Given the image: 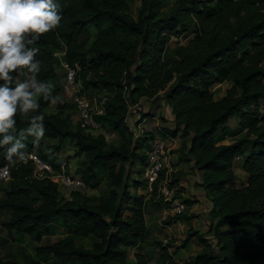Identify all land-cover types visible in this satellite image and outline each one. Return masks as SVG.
<instances>
[{"label":"trees","instance_id":"1","mask_svg":"<svg viewBox=\"0 0 264 264\" xmlns=\"http://www.w3.org/2000/svg\"><path fill=\"white\" fill-rule=\"evenodd\" d=\"M135 1L139 5L131 14L129 7ZM57 2L63 17L59 26L30 45L40 50L35 57L41 62L37 78L51 81L55 85L52 96L60 95L65 79L64 73L58 75L59 58L54 53L63 51L60 58L76 69L75 83L82 93L88 89L108 92L102 113L94 119L100 127L115 132L118 140L108 143L103 134L93 135L79 122L73 124L65 113L70 105L63 100L54 112H47L51 101L38 98L37 114L44 116V137L55 140L53 151H59L66 141L75 145V174L86 187L98 188L99 171L104 169L110 188L95 200L78 190L64 197L49 179L33 177L29 163H20L17 157L10 163L5 148L0 147V165L11 164L10 179L0 193V207L9 212L2 222L7 236L0 237V247L17 232L37 243L38 260L29 264L49 259L58 264H129L128 248L140 246L149 234L146 199L137 190L146 186V180L140 171L131 170L135 159L144 173L155 135L181 134L187 140L180 144L178 157L191 161L192 169L200 172L213 218L206 233L188 229L182 246L195 237L201 249L184 264H264V0ZM172 35L187 41L169 49ZM28 76L27 70L19 71L20 79ZM224 81L231 86L223 96L214 98L211 86ZM140 98H163L174 128L136 134L126 119L129 107L136 106ZM140 113L139 122L151 116ZM232 117L234 129L242 135L231 143H221L232 129L228 125ZM15 119L17 133L28 127L22 115ZM22 142L26 148L21 152H36L55 166L34 137L22 138ZM239 159L246 174L242 186L236 185L233 171ZM187 174L172 173L169 186ZM156 187L157 183L150 199L164 203L156 198ZM183 188L178 187L175 196ZM183 203L192 200L186 198ZM184 212L175 218L193 217ZM54 219L68 227L69 234L41 244L42 231ZM89 236L94 239L89 247L74 239ZM155 245L159 250L155 263L137 252L131 264H178L168 252L170 244L155 241ZM0 264L19 263L0 257Z\"/></svg>","mask_w":264,"mask_h":264},{"label":"clouds","instance_id":"2","mask_svg":"<svg viewBox=\"0 0 264 264\" xmlns=\"http://www.w3.org/2000/svg\"><path fill=\"white\" fill-rule=\"evenodd\" d=\"M63 19L57 0H0V147L5 148L6 158L15 163L35 159L22 138L32 136L39 141L44 136L43 114L38 98L52 103L55 85L37 78L41 62L35 59L38 47L34 45L41 35L54 30ZM27 70L29 76L19 78V71ZM20 114L28 127L17 133L15 117Z\"/></svg>","mask_w":264,"mask_h":264},{"label":"rangeland","instance_id":"3","mask_svg":"<svg viewBox=\"0 0 264 264\" xmlns=\"http://www.w3.org/2000/svg\"><path fill=\"white\" fill-rule=\"evenodd\" d=\"M139 2L135 1L133 3L130 4L129 7V11L131 14H135L137 8H138ZM189 38L192 37V34H190L188 36ZM187 41V38H176L175 35H172L171 37V41L169 44V49H171L174 45L176 44H185ZM57 72L58 75H61V73H64V69L62 67H58L57 68ZM231 86V82L230 81H224L220 84H214L211 86V90H213L214 93V98H220L221 96L224 95L225 90ZM67 87V86H66ZM67 90V88H66ZM82 89L79 85V83H74L73 86H69L68 87V92L67 93H63L61 98L59 97L58 101H60V99H62L63 101L67 102L70 105V108H67L65 110V113H67L70 117V120L72 121L73 124L77 123L79 121V117H78V113L76 111V109L74 108V97L75 94L78 93H82L81 92ZM87 96H89L95 103L96 107H99L102 104V101L104 99L105 96H107L108 92L106 90H102V89H88L86 90L85 93ZM162 93H160L161 95ZM148 99L144 98L141 99V101L138 104V108L140 109L138 112H143L145 109H148L149 104H148ZM152 106H156L159 107L158 109H160L161 113L166 117V115H169V111L170 109L168 108V105L166 104L165 100L163 98H159L155 101L152 102ZM56 102L55 103H51V105L47 108V112H54L56 110L55 108ZM133 107L132 109H130V113L128 114L127 117V122L129 124V126L131 127V129H133V131L138 134L140 133L142 128L136 127L135 124L137 122H134V119H136V113L134 111ZM161 117L159 116L160 120L163 121L164 125L166 124V118L165 117ZM235 117H232L229 122V129H230V133L221 141V143H231L233 142L237 137L241 136L242 133L239 132L237 129H234L235 127V123H234ZM139 122V121H138ZM146 124L142 123L143 125H145V127L147 128H151L153 130H155V120L152 119H147L146 120ZM141 124V125H142ZM140 129V130H139ZM144 129V128H143ZM86 132L91 133L93 135H98V134H103L105 136V139L108 143H112L115 144L118 140V136L115 132L109 131L106 128L100 127L99 129H91V130H86ZM155 134V133H154ZM155 137H160V135H155ZM169 137V136H166ZM39 142L42 144V153L44 155H46L47 159L49 161H52L53 163H57L58 161L61 160H65L66 161V165H67V172L70 174H75V168L77 165V160H78V156L75 153V145L70 142V141H66L64 143V145H62L59 149V151H53L52 149V144L55 143V140L53 139H48L45 138L43 136V138H41L39 140ZM171 147V144H168V148ZM36 149V145L35 148ZM174 151V150H171ZM168 152V154H170V152ZM169 156V155H167ZM167 163H169V157L166 158ZM240 160H236L235 163V168H234V173L236 176V185L238 186H242L245 184V180H246V174L243 172V169L241 168V164L239 162ZM166 163V162H165ZM173 163V162H170ZM132 171L136 172L137 170L141 172L142 174V179L144 178V174H143V165L139 164V159H135V164L131 169ZM134 172L132 173L133 178H136V173L134 174ZM99 176H100V182H99V186L96 189H92V188H87L86 190L82 191L81 193H83L84 195L92 198V199H96L99 195H103L105 194L108 189L110 188V180L105 172V170H101L99 171ZM145 180V178H144ZM178 181V180H177ZM196 182H194L193 186H196ZM174 189V192H176V186L172 187ZM194 188L192 186H190L188 188V192L192 191ZM138 191H140L142 194H144L145 196V213H146V217H147V222H148V239L146 241V244H144L143 248L145 250V256L149 259V261L155 263L157 261L158 258V252L159 250L156 248L155 245V241H160L163 244H170L169 245V250L172 254H174L175 258L177 259V263L178 264H184V263H188L192 260L193 255L195 254V251L192 248V245L189 246L188 249H185L186 253H187V257H185V255L183 254V256H181V254L179 253L181 248H185L182 246V242L185 238H181L178 237L180 234H178V231L175 232L176 237H171L170 239H168V235H164L162 234L160 231H155L152 227L153 221L149 215H148V210L150 208H153V204H155L153 202V199H150L149 196V191L147 190V187H141L137 189ZM60 193L64 196V197H69L71 190L65 189V188H59ZM194 191H197V188L194 189ZM182 193H178V197L181 200H185L186 198H183V195H181ZM186 195H188V193H185ZM190 197H196L195 195H190ZM157 198V197H156ZM1 199V197H0ZM162 199V198H161ZM157 202V200H155ZM197 200H192V202H195ZM186 203V202H185ZM167 204V203H166ZM166 209L169 211V207H166ZM186 210V209H185ZM162 213V212H161ZM9 218V212L0 207V237H6L7 234L4 230V228L2 227V222L6 221ZM158 220H156V225H158ZM159 226V225H158ZM158 230V229H157ZM70 232L68 227H63L60 220L59 219H54L52 222H50L46 228L42 231V241L41 244H50L52 242H55L57 240H60L61 238H63L64 236L68 235ZM173 235V234H172ZM186 237V236H185ZM76 244L79 245H83L85 247H89L90 244L93 242V237L89 236L86 238H82V237H74ZM37 246V243L30 240L29 237L27 235L24 234H20L17 232H13L12 237L10 238L9 242L3 246L0 247V257L2 259L5 260H12L15 261L19 264H29L31 261L33 260H38L35 256V248ZM132 253H130L131 256ZM193 254V255H192ZM191 255V256H190ZM41 264H58L56 261L49 259L46 260L44 262H41Z\"/></svg>","mask_w":264,"mask_h":264},{"label":"crops","instance_id":"4","mask_svg":"<svg viewBox=\"0 0 264 264\" xmlns=\"http://www.w3.org/2000/svg\"><path fill=\"white\" fill-rule=\"evenodd\" d=\"M69 86H73V85H69L65 82L64 88H63L62 92L60 93V95L58 96V98L59 97L61 98V95L63 93L68 92ZM66 88H67V90H66ZM62 96H64V95H62ZM141 99H144V98H140L138 101V104L141 101ZM146 99H148L147 101H148L149 107H148V109H145L143 112H149L151 116L148 118H144L141 122H138L142 119L140 116L141 113L138 112V110H140V109L138 108V104L136 106H133V107H136V108H134V111L136 113V117H135L136 119H134V122H137L135 124V126L142 128L141 130L153 131L154 133H156L162 127H166L168 129H173L175 124L173 121V116L171 114V111H169V115H166V117H165L161 113L160 109H158L159 107L152 106V104H153L152 98H146ZM59 102H62V99H60V101L57 100L56 104ZM51 103H50V105H51ZM55 107H56V105H55ZM159 116H161V117L164 116L166 118V121H164V122H166L165 125H164L163 121L160 120ZM147 119L155 120V123L153 125L156 127L155 130H153L151 128H147V127H145V125H143L144 123L145 124L147 123L146 122ZM164 139L166 141H168L169 144H171V147L168 148V152L171 150H174V151H171L170 154H168V152H167V155H169V156H167V157H169V163H167V161L165 163V168L170 173V179H171L172 173H178V172L185 173V172H187L188 173L187 175L177 178L178 181H177V184H175V186H176V188H178L180 186L184 187L182 192H181L182 193L181 195H183V198H189L190 200L195 199L197 201L186 205V210H185L184 214H186V215L191 214V215H193V217L190 219L184 220V219L175 218V215H173L171 212H169L166 209V207H168V205L166 203H157V202H155V200H153V202L155 203V204H153V208H150L147 211L149 217L152 220H154L152 227L155 231H160L162 234L168 235V237H167L168 239H170L172 236L176 237L175 232H177V231H178V234H180L178 237L185 238L188 229L197 230L200 233H206L210 228V225L213 221V218H212V215L210 213V209H211L210 201L205 196L204 190L200 184L201 183L200 172H198L195 169H192V162L191 161L190 162H184L183 160H180L178 157V155H179L178 148L180 147V144L184 140H187V137L182 136L181 134H178L175 137L164 136ZM170 162H173V163H170ZM235 162L233 164V170L235 168V164H237ZM239 162L241 164V160ZM241 168H242V164H241ZM243 172H244V170H243ZM194 182L197 183L196 186H193ZM190 186H192L194 189L197 188V191H194V189H193L192 191L188 192V188ZM138 193H141V192L138 191ZM185 193H188V195H186ZM190 195H192V196L195 195L196 197H190ZM156 220H158L157 222H158L159 226L156 225V223H155ZM145 221H146V225L148 228L146 213H145ZM206 237L209 238L211 236L207 235ZM147 239L148 238H146L145 242L142 243L138 247L128 248L127 260H128L129 264L134 262L135 253H137V252L145 253L143 246H144V244H146ZM190 245H192V248L195 251V254L201 249V245L198 243L197 239L195 237H192L188 240L187 244L185 246H183L185 248L180 249L179 253L181 254V256H183V254L185 255V257L188 256L185 249H188ZM168 252L177 261L174 254H172L170 252L169 247H168ZM130 253H132L131 256H130ZM158 255H159V252H158Z\"/></svg>","mask_w":264,"mask_h":264},{"label":"built area","instance_id":"5","mask_svg":"<svg viewBox=\"0 0 264 264\" xmlns=\"http://www.w3.org/2000/svg\"><path fill=\"white\" fill-rule=\"evenodd\" d=\"M63 51H56L54 54L59 58V66L64 69V79L69 85H74L76 69L67 65L61 60ZM74 105L79 117L80 127L85 130L99 129V123L94 119L95 114L102 113L103 107L95 106L94 101L83 93H76L74 97ZM132 109L133 107H129ZM168 144L163 137H154L151 141V148L147 152V163L144 169V178L146 187L150 193L153 191L155 183H157L156 191L157 198H162L164 203H167L169 212L173 215L182 213L186 209V205L179 197L175 196L174 189L169 186L170 173L165 168V162L168 152ZM35 155V159H27L17 161L23 164L32 166V176L38 179H49L55 183L58 189L65 188L68 190L84 191L87 189L84 181L76 174L67 172L66 161L61 160L55 163V166L46 160L42 159L36 152H25ZM10 163L0 165V193L1 187L10 179ZM163 175H161V173ZM161 176V178H160Z\"/></svg>","mask_w":264,"mask_h":264}]
</instances>
